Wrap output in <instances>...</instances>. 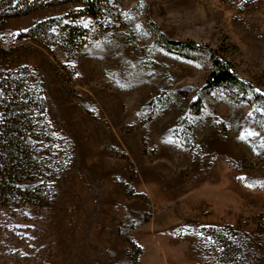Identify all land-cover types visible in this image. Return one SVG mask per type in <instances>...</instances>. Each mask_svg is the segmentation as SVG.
Wrapping results in <instances>:
<instances>
[{
    "label": "rangeland",
    "instance_id": "rangeland-1",
    "mask_svg": "<svg viewBox=\"0 0 264 264\" xmlns=\"http://www.w3.org/2000/svg\"><path fill=\"white\" fill-rule=\"evenodd\" d=\"M98 3L0 18L47 192L0 205V264H264V0Z\"/></svg>",
    "mask_w": 264,
    "mask_h": 264
},
{
    "label": "trees",
    "instance_id": "trees-1",
    "mask_svg": "<svg viewBox=\"0 0 264 264\" xmlns=\"http://www.w3.org/2000/svg\"><path fill=\"white\" fill-rule=\"evenodd\" d=\"M1 1V0H0ZM6 8L0 7V18L8 19L27 16L34 12L80 1L84 11L89 16L101 13L100 0H5ZM1 5V3H0ZM100 8V9H99ZM56 20V19H55ZM54 19L38 24L29 29L34 33L38 28L55 22ZM62 46L68 52L76 48L72 34L78 26L67 25ZM215 71L210 74L207 86L213 87L224 83H237L236 77L229 72L228 64L218 60L213 61ZM0 83V205L11 200L20 199L32 203L43 202L47 192L38 182L41 172L40 160L35 153L38 146V136L34 125L35 108L31 98L25 93L19 83H14L12 76ZM243 86L242 83H238ZM23 201V202H24Z\"/></svg>",
    "mask_w": 264,
    "mask_h": 264
}]
</instances>
